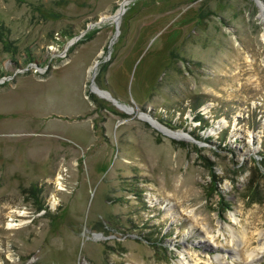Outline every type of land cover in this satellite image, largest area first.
<instances>
[{"label":"rangeland","instance_id":"1","mask_svg":"<svg viewBox=\"0 0 264 264\" xmlns=\"http://www.w3.org/2000/svg\"><path fill=\"white\" fill-rule=\"evenodd\" d=\"M259 242L264 0H0V264H264Z\"/></svg>","mask_w":264,"mask_h":264},{"label":"bare ground","instance_id":"2","mask_svg":"<svg viewBox=\"0 0 264 264\" xmlns=\"http://www.w3.org/2000/svg\"><path fill=\"white\" fill-rule=\"evenodd\" d=\"M58 184H59V182H58ZM232 217H233L234 220H236L235 216L232 215ZM9 227H12V225H9ZM263 247H264L263 242H259L258 247L255 250H253L250 253H248L247 256H249V258H251V260H254V258H256V256L263 249Z\"/></svg>","mask_w":264,"mask_h":264},{"label":"trees","instance_id":"3","mask_svg":"<svg viewBox=\"0 0 264 264\" xmlns=\"http://www.w3.org/2000/svg\"><path fill=\"white\" fill-rule=\"evenodd\" d=\"M196 120H202V122H205V120L201 117V115H199L198 117H196Z\"/></svg>","mask_w":264,"mask_h":264},{"label":"water","instance_id":"4","mask_svg":"<svg viewBox=\"0 0 264 264\" xmlns=\"http://www.w3.org/2000/svg\"><path fill=\"white\" fill-rule=\"evenodd\" d=\"M123 9V6H121V10ZM93 87H96L95 85H93Z\"/></svg>","mask_w":264,"mask_h":264}]
</instances>
